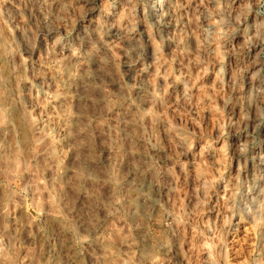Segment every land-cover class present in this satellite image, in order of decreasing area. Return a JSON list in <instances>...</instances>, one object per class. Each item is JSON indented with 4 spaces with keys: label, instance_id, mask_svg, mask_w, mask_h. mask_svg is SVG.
<instances>
[{
    "label": "rangeland",
    "instance_id": "obj_1",
    "mask_svg": "<svg viewBox=\"0 0 264 264\" xmlns=\"http://www.w3.org/2000/svg\"><path fill=\"white\" fill-rule=\"evenodd\" d=\"M259 147L264 0H0V264H264Z\"/></svg>",
    "mask_w": 264,
    "mask_h": 264
},
{
    "label": "bare ground",
    "instance_id": "obj_2",
    "mask_svg": "<svg viewBox=\"0 0 264 264\" xmlns=\"http://www.w3.org/2000/svg\"><path fill=\"white\" fill-rule=\"evenodd\" d=\"M158 10H159V12H161L162 7L161 6H158ZM252 32H253L252 29L250 27H247L246 30L244 31V35L243 36L245 38H249L250 36L253 35ZM254 32H255V30H254ZM255 50H256V47L253 46V48L251 50L252 52H250V54L251 53L254 54ZM248 58H249V55H248ZM247 84H248L247 85L248 87L245 86L246 89L248 90V92L250 94H253L252 93L253 87H254L253 78ZM242 112H243V116H244L245 126L247 128H249V126H250V118L251 117L249 116V113L244 112V111H242ZM247 142H248V139H247V136H245L244 141L242 143L243 146H244V150H246V148H247V146H245V144H247ZM244 153H245V151H244ZM249 160L252 162V168H253L254 173L252 175V179L249 181L250 183L248 184L247 190L244 191V193L246 192V194H243L242 196H240L241 197L240 203L243 206H245V210L248 211V215H247L248 217L256 218L258 216V212H259V207L256 205V203L259 202L258 200H261L259 198L260 194L261 193H264V153L261 150V147H259V150L258 151H255V152L252 153L251 158ZM249 160H247V161H249ZM242 161L240 159L238 160V163H237L238 170H241L243 168V162ZM139 195L142 196V197L148 198L149 197L148 188L142 187L141 189H139ZM259 206L261 207V205H259ZM232 216H233V218H231L229 220V224L230 225L233 224V223H235V221H237V217L234 214Z\"/></svg>",
    "mask_w": 264,
    "mask_h": 264
}]
</instances>
